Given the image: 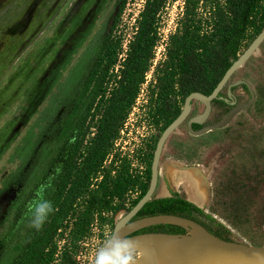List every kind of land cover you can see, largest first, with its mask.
I'll list each match as a JSON object with an SVG mask.
<instances>
[{"label": "rangeland", "instance_id": "obj_1", "mask_svg": "<svg viewBox=\"0 0 264 264\" xmlns=\"http://www.w3.org/2000/svg\"><path fill=\"white\" fill-rule=\"evenodd\" d=\"M185 1L173 0L161 10L144 81L116 129L90 189L105 169L114 177L115 167L122 163L135 171L143 167L135 159L134 149L163 126L155 106L156 70L166 60L171 39L179 36ZM195 1V18L207 19L210 1ZM142 3L126 0L111 28L118 0H0V264H13L26 247L33 229L26 206L37 188L51 184L48 199L58 182L63 150L88 97L90 88L84 90V81L102 39L110 32L119 39L115 72L133 36ZM255 23L246 28L234 57L259 29L257 20ZM207 29L202 28L200 34ZM237 79L250 86L254 95L251 106L220 129L192 136L185 129V120L171 133L159 158L152 198L176 193L201 210L183 218L219 239L259 247L264 246V41L228 83ZM232 94L236 103L247 99L240 86ZM219 96L225 97V87ZM165 102L181 109L183 98L175 86ZM229 109L221 99L212 101L202 125L219 121ZM201 111L202 105L192 101L187 119ZM201 189L206 192L203 202ZM138 195L135 190L126 192L124 210L112 216L111 224L106 212H102L103 220L90 223L74 243L77 264L92 262L95 248L111 234L113 223ZM173 226L181 230L178 234H192L190 226ZM70 227L67 224L57 239L58 247L67 241Z\"/></svg>", "mask_w": 264, "mask_h": 264}, {"label": "trees", "instance_id": "obj_2", "mask_svg": "<svg viewBox=\"0 0 264 264\" xmlns=\"http://www.w3.org/2000/svg\"><path fill=\"white\" fill-rule=\"evenodd\" d=\"M171 1L143 0L135 19L133 36L115 72L113 67L117 62L119 39L111 37V32L102 39L84 81V90L90 89L83 112L72 127L71 140L62 153L61 175L48 198L54 212L40 231L32 229L26 247L14 258L13 264H77L74 243L88 230L90 223L96 218L103 220L102 212H106L109 213L106 221L111 224L112 216L124 210L125 194L136 184L125 163L114 177L109 169H105L101 179L94 183V189L90 187L101 172V164L116 129L133 105L144 81L152 59L158 16ZM208 1L209 14L203 21L195 18L197 2L185 1L179 36L171 39L166 60L156 70L155 106L160 119H164L162 127L180 111L165 102L173 86L183 99L192 92L209 94L230 65V60L236 58L234 55L246 28L254 27L257 20L259 29L254 31L256 34L264 26V0H204ZM125 3L126 0H118L111 28ZM202 28H208V31L200 34ZM192 127L198 128L197 125ZM90 129L92 133H89ZM112 200L115 203L112 204ZM192 213L200 214L201 210L172 193L169 197L148 201L136 215L170 214L188 218ZM69 223L67 241L60 248L57 239L61 238ZM152 228L181 232L173 225Z\"/></svg>", "mask_w": 264, "mask_h": 264}, {"label": "water", "instance_id": "obj_3", "mask_svg": "<svg viewBox=\"0 0 264 264\" xmlns=\"http://www.w3.org/2000/svg\"><path fill=\"white\" fill-rule=\"evenodd\" d=\"M263 41L264 26L244 50L231 61L211 92L207 95L198 92L188 94L183 99L181 109L177 116L160 133L155 145L150 167L149 183L145 192L130 209L124 212L123 215L113 223L111 230L112 233L116 229L117 233L120 234L122 225L117 227V224L119 221L125 219L123 224L128 223L131 230H125L123 234L140 244L138 264H158L156 252L168 245L172 246L173 251L170 253L166 264H264V246H245L219 239L203 231L197 224L186 218L177 215L159 214L132 220L143 205L153 199L152 195L157 184L159 157L164 143L171 133H173L185 120V129L187 133L192 136H199L210 130L220 129L227 125L240 111L248 109L251 106L254 95L248 83L241 79H237L230 83H228V81L254 54ZM239 86L245 88L248 93V98L243 102L236 103L232 90ZM224 87L225 97L222 98L219 94ZM216 99H221L230 106V109L219 121L202 125L210 113L211 102ZM192 101L200 103L202 105V111L187 119ZM192 125H197L199 128L193 130L191 127ZM158 225H186L192 227L195 233L190 236L170 233H143L129 236L144 227ZM90 264H92V262Z\"/></svg>", "mask_w": 264, "mask_h": 264}, {"label": "clouds", "instance_id": "obj_4", "mask_svg": "<svg viewBox=\"0 0 264 264\" xmlns=\"http://www.w3.org/2000/svg\"><path fill=\"white\" fill-rule=\"evenodd\" d=\"M49 188H51V184L41 185L37 188L34 198L26 206L29 227L36 231L42 229L54 212L52 202L46 199V192ZM124 220L117 224V227L122 225L120 234L115 229L95 248L92 264H138L140 244L123 234L125 230H131L128 223L123 224Z\"/></svg>", "mask_w": 264, "mask_h": 264}, {"label": "flooded vegetation", "instance_id": "obj_5", "mask_svg": "<svg viewBox=\"0 0 264 264\" xmlns=\"http://www.w3.org/2000/svg\"><path fill=\"white\" fill-rule=\"evenodd\" d=\"M260 31V30H259ZM258 31V32H259ZM257 34V33H256ZM255 34V35H256ZM254 35V36H255ZM253 36V38H254ZM252 38V39H253ZM251 39V40H252ZM250 40V41H251ZM249 41V42H250ZM249 44V43H248ZM247 44V45H248ZM246 45V46H247ZM247 95V98H248V93L247 91L245 90L244 87H242ZM193 126V125H192ZM191 126V127H192ZM166 127V126H165ZM165 127H160L159 130H157V132L153 133V137H147L143 143H141L139 146H136L135 147V159L139 162V163H142L143 167H138V170H134V169H130L128 166L127 163H125V167H126V170L128 172V174L134 179L136 180V184L133 186V188L131 190H135L137 191L139 194L142 193V192H145L147 186H148V183H149V178H150V167H151V161H152V157H153V153H154V149H155V145H156V142H157V139L160 135V133L162 132V130L165 128ZM199 128V126H198ZM198 128H193V130H196ZM152 138V139H151ZM163 149V148H162ZM162 153V151H161ZM161 156V154H160ZM160 158V157H159ZM158 164H159V161H158ZM121 166V165H120ZM120 166L119 167H115V169L118 171L120 169ZM132 166V165H131ZM116 171V173H117ZM157 173H158V168H157ZM157 180H158V176H157ZM157 185V184H156ZM156 188V187H155ZM129 190V191H131ZM128 191V192H129ZM141 217H144V216H135L132 220H135V219H138V218H141ZM153 227V226H152ZM150 228V229H140L132 234H130L129 236L131 235H137V234H143V233H167L169 232L170 234H178V230L174 231V230H170V229H155V228Z\"/></svg>", "mask_w": 264, "mask_h": 264}, {"label": "bare ground", "instance_id": "obj_6", "mask_svg": "<svg viewBox=\"0 0 264 264\" xmlns=\"http://www.w3.org/2000/svg\"><path fill=\"white\" fill-rule=\"evenodd\" d=\"M185 170L188 171V169H185ZM199 199L201 200V202L206 200V192L204 189L199 190ZM191 233L192 234L195 233L193 229H191ZM172 251H173V249H172V246H170V245L165 246V247L161 248L160 250H158L156 252L157 263L158 264H166L168 259H169L170 253H172Z\"/></svg>", "mask_w": 264, "mask_h": 264}]
</instances>
